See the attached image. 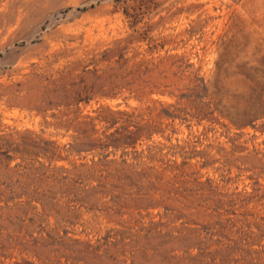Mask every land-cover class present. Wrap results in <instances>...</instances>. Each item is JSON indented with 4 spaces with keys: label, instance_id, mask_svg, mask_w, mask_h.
Returning <instances> with one entry per match:
<instances>
[{
    "label": "rangeland",
    "instance_id": "obj_1",
    "mask_svg": "<svg viewBox=\"0 0 264 264\" xmlns=\"http://www.w3.org/2000/svg\"><path fill=\"white\" fill-rule=\"evenodd\" d=\"M0 264H264V0H0Z\"/></svg>",
    "mask_w": 264,
    "mask_h": 264
},
{
    "label": "trees",
    "instance_id": "obj_2",
    "mask_svg": "<svg viewBox=\"0 0 264 264\" xmlns=\"http://www.w3.org/2000/svg\"><path fill=\"white\" fill-rule=\"evenodd\" d=\"M26 202H27V203H26ZM28 202H29V201H27V199H26V201H24V202L22 203V205L24 204V205L26 206V205H28ZM20 206H21V205H20Z\"/></svg>",
    "mask_w": 264,
    "mask_h": 264
}]
</instances>
